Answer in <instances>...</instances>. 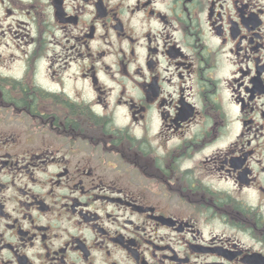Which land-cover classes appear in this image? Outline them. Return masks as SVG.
I'll return each mask as SVG.
<instances>
[{"label": "flooded vegetation", "instance_id": "obj_1", "mask_svg": "<svg viewBox=\"0 0 264 264\" xmlns=\"http://www.w3.org/2000/svg\"><path fill=\"white\" fill-rule=\"evenodd\" d=\"M0 264H264V0H0Z\"/></svg>", "mask_w": 264, "mask_h": 264}]
</instances>
